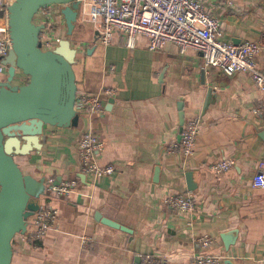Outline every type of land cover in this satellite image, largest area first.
<instances>
[{"label": "crops", "instance_id": "0c3cea01", "mask_svg": "<svg viewBox=\"0 0 264 264\" xmlns=\"http://www.w3.org/2000/svg\"><path fill=\"white\" fill-rule=\"evenodd\" d=\"M202 1L220 20L224 41L264 46V0H234L232 7ZM98 29L79 23L70 37L78 48L77 94L108 88L113 95L101 94L103 116L83 117L75 128L46 126L40 151L15 158L37 180H77L78 187L67 196L41 197L57 209V223L36 244L16 235L10 264H141L143 256L189 264L195 254L220 256L222 264H264V189L252 187L264 161V117L252 109L264 103V92L246 73L205 67L194 50L181 54L168 44L149 51L142 35L134 49L119 34L104 46ZM257 62L264 72V51ZM27 80L21 72L0 74L12 86ZM181 113L182 130L191 120L198 125L191 156L171 149L181 136ZM91 125L104 142L96 160L115 173L82 180L77 145ZM229 159L230 170L211 169ZM187 191L196 204L192 215L164 205ZM98 214L131 234L103 224ZM202 236L212 242L202 246Z\"/></svg>", "mask_w": 264, "mask_h": 264}, {"label": "built area", "instance_id": "2783aa9c", "mask_svg": "<svg viewBox=\"0 0 264 264\" xmlns=\"http://www.w3.org/2000/svg\"><path fill=\"white\" fill-rule=\"evenodd\" d=\"M15 0H0V74L7 67L2 60L11 48L8 17L9 6ZM217 1L222 6L232 7L234 0ZM63 5H49L41 8L34 17V23L41 26L39 40L43 51H52L60 39L55 33L56 18L64 26L61 9ZM209 3L202 0H79L77 22H89L98 26L97 39L100 44H111L115 34L124 39L128 49L136 46V37L148 39L149 51H162L168 44H174L181 54L189 50L199 52L205 67L219 69L227 76L242 72L250 76L253 85L264 92V72L258 68L257 57L264 51V46L257 41H244L239 44L226 42L222 39L220 20L208 11ZM76 49H78L76 47ZM101 94L106 97L113 95V90L105 88ZM101 94H77L75 111L79 117L91 118L103 116L105 108ZM253 113L264 117V103L252 109ZM198 125L194 120L188 121L181 132L180 140L171 146L173 152H181L191 156L194 151ZM104 148V142L92 125L77 145L80 162L79 172L84 177L97 179L110 177L115 173L112 166H101L96 157ZM234 166V161L222 160L211 166L216 173H223ZM78 187L77 180H60L57 184L48 179L45 182L44 194L49 197H63L71 194ZM252 187L264 189V161L252 179ZM42 197V196H41ZM39 198L38 210L28 222L23 234L31 243L42 240L54 228L58 219V211ZM164 205L186 215L196 210L194 195L191 191L168 196ZM202 246L212 242L207 236L199 238ZM141 264H165V261L151 256L140 258ZM220 256L211 254H195L189 264H222Z\"/></svg>", "mask_w": 264, "mask_h": 264}, {"label": "water", "instance_id": "95a60500", "mask_svg": "<svg viewBox=\"0 0 264 264\" xmlns=\"http://www.w3.org/2000/svg\"><path fill=\"white\" fill-rule=\"evenodd\" d=\"M63 4H67L61 9L65 37L52 51H43L42 27L34 23V17L45 6ZM78 10L79 0H15L8 8L11 48L2 64L10 78L21 72L28 80L21 86L0 81V264L11 263L12 241L26 232L27 219L38 210L45 189V180L24 174L15 158L40 151L46 126L75 128L79 124L73 69L78 50L70 41ZM183 123L181 113V131ZM98 216L103 224L131 234L130 229Z\"/></svg>", "mask_w": 264, "mask_h": 264}, {"label": "rangeland", "instance_id": "374dc122", "mask_svg": "<svg viewBox=\"0 0 264 264\" xmlns=\"http://www.w3.org/2000/svg\"><path fill=\"white\" fill-rule=\"evenodd\" d=\"M58 18V17H57ZM56 18V26H55V33H56V36L57 37H61V38H64L65 37V33H66V31H65V28L61 25V23L59 22V19H57ZM87 24L86 22H83V23H81V22H77L76 24ZM72 36V35H71ZM70 40H71V38H70ZM73 44L75 43V42H72ZM75 45V44H74ZM79 122L80 123H82L83 122V117H80L79 118ZM42 196H45V195H42Z\"/></svg>", "mask_w": 264, "mask_h": 264}]
</instances>
